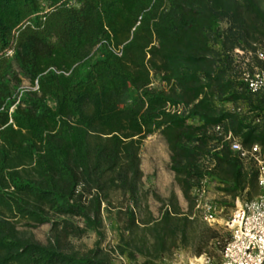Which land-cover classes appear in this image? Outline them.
Instances as JSON below:
<instances>
[{
    "label": "trees",
    "instance_id": "16d2710c",
    "mask_svg": "<svg viewBox=\"0 0 264 264\" xmlns=\"http://www.w3.org/2000/svg\"><path fill=\"white\" fill-rule=\"evenodd\" d=\"M258 49L264 0H0V264H115L111 252L154 264L191 230L221 250L229 237L205 223L194 189L214 184L234 205L259 191L256 162L214 131L264 152V93L240 79L264 67ZM152 134L186 209L154 195L159 216L140 225ZM113 193L126 235L109 251ZM42 224L46 243L26 231ZM89 232L93 246L71 243Z\"/></svg>",
    "mask_w": 264,
    "mask_h": 264
},
{
    "label": "rangeland",
    "instance_id": "374dc122",
    "mask_svg": "<svg viewBox=\"0 0 264 264\" xmlns=\"http://www.w3.org/2000/svg\"><path fill=\"white\" fill-rule=\"evenodd\" d=\"M21 85L22 87H28L29 83L24 80ZM168 160V150L162 137L158 134L147 136L140 150V168L143 171V177L140 186L139 204L138 207H136V215L140 225L150 216L152 218H157L159 216L161 202L154 195L167 199L170 193L174 192L182 211L186 209V203L182 198L178 186L174 182L173 173L168 168ZM206 198L208 202L217 201L219 204L216 206V220L211 223L206 221L205 223L216 229L222 238L229 237V228L226 221L233 212L235 205L231 204L228 197H224L218 193L214 184H207ZM111 200L112 205L109 206V214L111 220H116V225L120 227V229L117 231L116 229L112 230L107 220L104 221L103 230L105 237L101 245L109 251L116 245L121 233L126 235L122 229L123 218H118L116 215L119 202L121 201L120 197L117 193H113ZM49 229V224H42L27 228L26 231L37 241L46 243L49 238ZM193 231H189L187 242L184 244L178 243L176 246L170 247V249L159 258H150V261H153L154 264H204L203 257H205L209 258L212 262H217L220 258V247L214 244L213 240L208 244L200 245L198 238L193 236ZM139 235L140 232L137 233V236H134V240L138 239ZM96 239L97 236L89 232L79 238L71 239V243L76 248L85 249L93 246ZM198 246H201V254L197 253ZM111 258L115 264H129L130 262L128 258L117 252H111ZM144 259V256L138 255L137 253L135 260H137L138 264Z\"/></svg>",
    "mask_w": 264,
    "mask_h": 264
},
{
    "label": "built area",
    "instance_id": "2783aa9c",
    "mask_svg": "<svg viewBox=\"0 0 264 264\" xmlns=\"http://www.w3.org/2000/svg\"><path fill=\"white\" fill-rule=\"evenodd\" d=\"M239 54L243 51L237 50ZM257 56L264 60V49L256 51ZM240 79L247 88L255 93H264V67L254 66L241 69ZM36 88V87H34ZM214 131L229 141L230 149L241 159H253L258 167V193L250 199H236L235 208L226 221L229 238L220 252V259L212 262L203 257L204 264H264V152L259 144L244 146L230 131L222 132L219 125ZM196 207L202 211L203 219L208 223L216 220V206L207 201L206 188H195Z\"/></svg>",
    "mask_w": 264,
    "mask_h": 264
}]
</instances>
